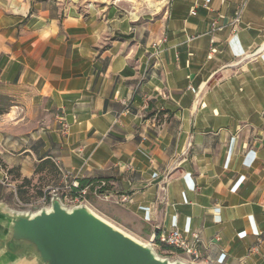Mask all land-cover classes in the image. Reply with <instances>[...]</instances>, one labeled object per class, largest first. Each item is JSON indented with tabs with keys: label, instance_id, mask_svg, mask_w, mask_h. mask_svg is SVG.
<instances>
[{
	"label": "crops",
	"instance_id": "crops-1",
	"mask_svg": "<svg viewBox=\"0 0 264 264\" xmlns=\"http://www.w3.org/2000/svg\"><path fill=\"white\" fill-rule=\"evenodd\" d=\"M241 1L0 0V85L19 90L0 115V264H38L4 248L5 213L62 171L140 243L195 231L193 264H264V0L233 32Z\"/></svg>",
	"mask_w": 264,
	"mask_h": 264
},
{
	"label": "water",
	"instance_id": "water-1",
	"mask_svg": "<svg viewBox=\"0 0 264 264\" xmlns=\"http://www.w3.org/2000/svg\"><path fill=\"white\" fill-rule=\"evenodd\" d=\"M14 255H33L38 264H185L159 257L94 213L86 204L67 208L57 195L37 211L6 210Z\"/></svg>",
	"mask_w": 264,
	"mask_h": 264
},
{
	"label": "built area",
	"instance_id": "built-area-1",
	"mask_svg": "<svg viewBox=\"0 0 264 264\" xmlns=\"http://www.w3.org/2000/svg\"><path fill=\"white\" fill-rule=\"evenodd\" d=\"M211 0H203V3L201 6L204 9H208L209 3ZM247 0H242L241 3H239L237 10L235 11L232 20H231V31H235L238 27V24L240 22V13L242 8L244 7ZM195 9H191L190 13H194ZM164 40V39H162ZM159 40L158 42L153 43V46L155 48L154 54L156 57H158L160 49H159V42L162 41ZM216 49L212 48L211 52H215ZM192 91H194V88L190 87ZM127 109H124V112ZM62 133H66L68 130V125L63 123L62 124ZM6 178H4V181H2L3 184L6 183ZM60 183L49 186L45 189L43 194L39 197H37L34 200L28 201V202H20L18 201V210H24V211H37L43 207H48L50 203V199L53 195H57L64 206L67 208H72L78 205L87 204L88 200V194L89 190L88 187H82L79 184V181L77 178H73L71 176V173L62 171L60 173ZM120 201H127L128 195L122 194L119 195ZM201 241L199 238V235L197 232H192L189 235H184L181 231H179L177 228H172L168 231H161L157 233L156 238L154 241H152V245L155 248L167 246V247H173L180 251L182 254H185L189 256L190 263L193 264L196 260L200 257V247Z\"/></svg>",
	"mask_w": 264,
	"mask_h": 264
},
{
	"label": "rangeland",
	"instance_id": "rangeland-1",
	"mask_svg": "<svg viewBox=\"0 0 264 264\" xmlns=\"http://www.w3.org/2000/svg\"><path fill=\"white\" fill-rule=\"evenodd\" d=\"M131 1H134V0H131ZM147 1H151L152 3H158L161 0H143V2H145V3H140V4L138 3L137 7L147 8V4H146ZM0 94L1 95H5L7 97V99H8L7 101L11 103V106L8 108L7 112L1 114L2 116H4V114L7 115L8 111L11 110L16 105V97H17V95H19V90L16 89L15 87H11L10 88V87H5L3 85H0ZM42 182L43 183H40L39 185H36L39 188L34 189V192L32 193L33 195L39 197L38 193H43L45 191V186L47 185L46 180H43ZM42 184H44V186ZM43 188H44V191H42ZM34 199H36V197ZM34 199H31V200H34ZM31 200H28V201H31ZM28 201H26V202H28ZM154 252L159 257H162V258L166 257L169 260H172L171 257H170L172 255L165 254L162 251V248L161 249L160 248H154Z\"/></svg>",
	"mask_w": 264,
	"mask_h": 264
},
{
	"label": "trees",
	"instance_id": "trees-1",
	"mask_svg": "<svg viewBox=\"0 0 264 264\" xmlns=\"http://www.w3.org/2000/svg\"><path fill=\"white\" fill-rule=\"evenodd\" d=\"M7 97L5 95H1L0 94V115L7 112L8 108L11 106V103L7 101ZM56 173V172H55ZM58 173V172H57ZM59 174V173H58ZM27 179H23L22 183L20 186H23L25 183H27ZM85 182H87V180H81L79 181L80 186L83 185ZM17 191L19 192V189H17ZM39 196L42 195V193H38ZM162 247H167V246H162ZM168 248V247H167Z\"/></svg>",
	"mask_w": 264,
	"mask_h": 264
},
{
	"label": "bare ground",
	"instance_id": "bare-ground-1",
	"mask_svg": "<svg viewBox=\"0 0 264 264\" xmlns=\"http://www.w3.org/2000/svg\"><path fill=\"white\" fill-rule=\"evenodd\" d=\"M166 0H161L158 3H152L151 1H147L146 4L150 7H153L155 9H160V7L165 3ZM152 8V9H153ZM162 9V8H161ZM154 10V9H153Z\"/></svg>",
	"mask_w": 264,
	"mask_h": 264
}]
</instances>
